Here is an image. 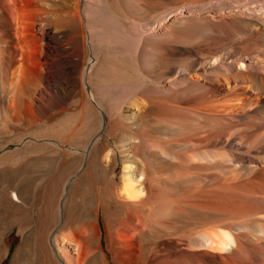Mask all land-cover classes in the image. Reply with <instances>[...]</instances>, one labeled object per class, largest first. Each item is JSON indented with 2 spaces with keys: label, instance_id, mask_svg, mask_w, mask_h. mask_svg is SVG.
<instances>
[{
  "label": "bare ground",
  "instance_id": "bare-ground-1",
  "mask_svg": "<svg viewBox=\"0 0 264 264\" xmlns=\"http://www.w3.org/2000/svg\"><path fill=\"white\" fill-rule=\"evenodd\" d=\"M3 3L0 18L9 16L15 28L12 42L6 33L0 35L4 92L24 83L21 91L32 100L31 108L50 120L80 91L89 109L105 118L106 143L111 144L116 131L126 136L102 154L95 139L83 150V165L64 188L55 213L59 210V219L70 217L76 186L95 172L98 195L92 209L71 215L80 223L64 232L61 227L68 222L63 220L46 237L47 250L58 263L107 264L95 247L102 218L114 264H153L156 242L146 234L156 223L153 216L177 214L186 206L174 190L177 185L210 183L203 171L224 164L261 165L264 0ZM29 65L43 74L31 87L17 74ZM220 93L234 95V103H219ZM74 123L60 127L69 138L86 128ZM152 131L158 133L155 138H150ZM160 161L165 170L157 167ZM214 188L204 192V205H190L205 215L198 228L168 231L165 260L156 264H264V180L222 182ZM2 202L8 210L19 208V223L39 221L43 213L39 206H24L17 191L3 194ZM32 226L31 231L40 229V224Z\"/></svg>",
  "mask_w": 264,
  "mask_h": 264
},
{
  "label": "rangeland",
  "instance_id": "rangeland-1",
  "mask_svg": "<svg viewBox=\"0 0 264 264\" xmlns=\"http://www.w3.org/2000/svg\"><path fill=\"white\" fill-rule=\"evenodd\" d=\"M3 2L4 0H0L1 8L4 6ZM0 24L2 25H0V35L1 32L6 33V36L12 42L15 29L13 21L9 16H3L0 18ZM0 37L2 39V36ZM18 65L16 64V67ZM21 73L26 81H30V87L35 86L40 76H43L41 71L34 65L22 67L17 74ZM23 88H26L24 83L16 91H9V87H5L4 92L0 83V191L4 190V193H0V234H3V241L0 242V254H2L0 264H43L44 262L46 264H61L54 257L52 258L47 250L46 237L49 234L56 233L59 227L62 226L63 220L64 223L68 222L67 225L61 227L64 232H67V227L80 223L79 220L73 219L71 215L74 214V211L77 214H82L85 210L92 209L98 195L99 175L98 172H95L90 179L84 180L76 186L78 199L70 217L59 219V210L57 214L55 213L64 188L71 180L74 181L73 176L77 174L78 169L83 165V150L95 139L94 144L100 147L99 152L102 154L105 148H113L119 139L124 140L126 136L122 131H116L117 133L115 132L111 144L106 143L104 140L106 134L102 131V122L105 118L103 119L101 116L98 118L89 109L80 91H77L75 98L71 96L66 101L68 105L61 111L60 115L58 114L54 119L48 120L47 117L40 116L35 108H31L33 102L22 93L21 89ZM78 93L79 96L77 97ZM249 95L250 93L246 96ZM234 97V95L220 93L217 99L219 103H222L223 100H231L234 103ZM71 100L75 103L73 104ZM40 118L41 120H39ZM74 122H77L76 124L80 127H86V131L84 130L79 137L69 138L72 136L67 137L68 134L64 132L65 129L60 127L68 126ZM240 122L242 121H238V124H241ZM156 134L158 133L152 131L150 138H155ZM246 134L248 137L254 136L248 131H246ZM263 158L264 151L259 154V159L264 162ZM261 161H259L260 168L255 169L249 165L224 164L219 168L216 167V170H213L214 167L205 170V172L203 171L204 174L208 173L210 175V183L205 184L201 180H194L187 184L183 183L182 186L177 185L174 190H176L179 199L184 198L183 203L186 206H183L182 212L177 214L166 217L164 215L160 219L153 216L152 221L155 220L157 224L151 222L149 232L146 234L147 240L153 243L156 242L154 245H156L157 255L153 257V264H156V261L161 263L162 260H165V234L168 231L181 232L182 230L181 233H185L189 229L198 228L204 220V213L190 205H204V200H206L204 192L215 189L214 187L222 182L236 183L237 181L250 180L259 182L264 180V163H260ZM118 164L117 176L119 177L122 173L120 156H118ZM157 167L165 170V162H158ZM16 191L19 193L24 206L35 208L39 206L43 210L39 221L31 220V223L29 220H23L19 223L16 221L17 211H20L19 208L14 207L13 210H8L7 207L2 206V195L10 196ZM178 192H180V195ZM45 210L48 213L51 212V215L44 214ZM97 222L96 250L104 256L107 264H114L112 240L111 238L108 239V233L102 218H99ZM33 223L40 224V229L35 232L31 231L33 228L30 227H33ZM6 226L7 228L11 226V228L5 229ZM167 226L170 228H167ZM20 227L22 230H20ZM27 236L29 237L25 240ZM141 244L143 243L141 242ZM93 248V246L88 247V249Z\"/></svg>",
  "mask_w": 264,
  "mask_h": 264
}]
</instances>
